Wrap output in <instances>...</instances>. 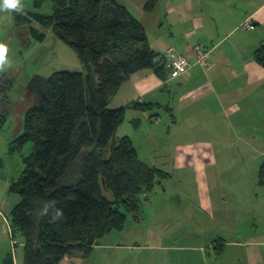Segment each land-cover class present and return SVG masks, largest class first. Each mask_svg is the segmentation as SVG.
<instances>
[{"label": "crops", "instance_id": "1", "mask_svg": "<svg viewBox=\"0 0 264 264\" xmlns=\"http://www.w3.org/2000/svg\"><path fill=\"white\" fill-rule=\"evenodd\" d=\"M119 3L141 24L154 52L163 54L173 48L189 62H193L194 46L208 52L207 65H194L175 77L168 73L164 81L151 70L135 72L107 104L115 110L137 101L163 111L162 137L187 138L172 153L171 168L185 171L195 163L197 199L195 207L182 200L174 204L164 186L172 180L171 168L152 166L166 177L140 218L133 219L147 222L146 230L128 241L124 230L111 231L94 245L91 255L98 258L96 264H122L128 258L127 264H264V190L260 192L256 184L258 168L264 163V69L254 59L255 51L264 45V0H160L149 14L143 9L145 0ZM13 12H0L4 41L14 24ZM246 20L251 24L249 30L241 27ZM71 62L75 68L71 72H83L77 56ZM152 112L128 110L116 138L132 140L138 138V131L152 138L153 124L161 121L158 115L149 120ZM142 116L146 124H137ZM198 138H246L249 169H243L236 179L226 178L223 189L217 168L202 162L214 161V154L199 145L195 154L186 151L188 145L206 142ZM230 188L242 192L238 201L223 195ZM2 208L0 201V214ZM21 244L22 251L15 249L12 264H23ZM10 255L9 236L0 215V264H7ZM84 263L81 254L73 251L59 264Z\"/></svg>", "mask_w": 264, "mask_h": 264}, {"label": "trees", "instance_id": "2", "mask_svg": "<svg viewBox=\"0 0 264 264\" xmlns=\"http://www.w3.org/2000/svg\"><path fill=\"white\" fill-rule=\"evenodd\" d=\"M44 1L53 4L51 15L15 11L13 23L31 31L33 21L50 28L73 49L83 72L35 75L27 85L40 103L25 113L16 139V149L29 143L31 153L9 187L18 201L8 217L13 235L22 238L23 264H59L73 251L88 258L106 234L122 231L128 217L140 215L141 196L166 177L139 158L130 138H116L128 110L151 113L153 105L107 107L137 71L151 70L164 81V55L149 47L143 27L119 0H32L33 7ZM159 1L145 0L144 12L152 13ZM254 59L264 69V45ZM12 89L13 79L0 69V123L8 117ZM256 184L264 187V163ZM6 262L12 264L11 255Z\"/></svg>", "mask_w": 264, "mask_h": 264}, {"label": "rangeland", "instance_id": "3", "mask_svg": "<svg viewBox=\"0 0 264 264\" xmlns=\"http://www.w3.org/2000/svg\"><path fill=\"white\" fill-rule=\"evenodd\" d=\"M24 11L36 12L42 15H51L53 4L50 1H44L37 9L33 7L32 0H21ZM12 11V10H9ZM5 12V11H0ZM8 12V11H7ZM32 27L34 31L26 26L12 25V29L6 32V40H3V32L0 29V42L7 45V51L5 55L6 63L2 69L7 75L13 79V89L9 94V114L3 123H0V201H3L2 215L9 220V213L13 205L18 201L15 194L9 192V187L12 182L16 181L23 169V159L27 158L31 153V145L26 143L20 150L16 149V139L22 133V125L25 113L32 107L37 106L40 103V96L27 89V85L31 78L35 75L41 77H49L56 71H70L75 69L72 67L71 58H76L75 52L69 46L65 45L53 34L50 28H45L39 23L33 21ZM42 33L44 38L41 40L37 37V34ZM10 41V43L8 42ZM156 114L160 117L159 124H153L152 126V138H145L147 133L142 131L137 132L138 138H132V143L137 151L139 158L147 163L149 166L162 167L163 164L166 171L171 168L173 156L172 153L179 150V145L185 144L187 138H164L163 136V119L165 114L159 109H155L151 115ZM141 116V115H140ZM146 124V119L142 116L137 120V124ZM156 128V129H155ZM243 129V128H237ZM146 132H149L148 130ZM190 141L197 138H188ZM202 144H192L187 146L186 151H193L194 154L203 146L204 150L214 154V161L202 160L207 167H211L213 164L222 177L221 187L224 189L225 179L234 178L242 175L243 169H249L250 162L248 160L249 140L246 138H198V140H204ZM212 139V140H211ZM251 139V138H248ZM198 140L196 142H198ZM204 143V144H203ZM251 145V144H250ZM175 147H178L175 149ZM182 150V149H181ZM200 151V150H199ZM225 152L228 155H225ZM240 153L241 155H239ZM177 155V154H176ZM242 155H244L242 157ZM188 161H191L189 159ZM192 162V161H191ZM193 163V162H192ZM246 163V164H245ZM194 165L186 167L185 171L173 170L171 168L170 176L172 180L164 186L166 188V197L171 199L174 204L176 201H186L189 206L195 207L197 192L195 182ZM182 172V173H181ZM228 179V180H229ZM231 182V180H230ZM227 186V185H226ZM160 186H155L153 191L148 194V197L141 196L140 207L144 210V205L150 198H154L161 190ZM236 188V185H233ZM260 192L264 190L261 187ZM223 194L224 191L216 192ZM213 193H215L213 191ZM242 192L238 190H232L230 188L225 191L223 195L227 200L238 201ZM259 194V192H258ZM103 196L111 201L112 195L107 192H103ZM9 209V213H8ZM141 214V212H140ZM141 215H139L140 218ZM3 221V220H2ZM148 223L142 224L141 221H135L133 218L128 217L124 232L128 239L132 240L131 236H136L138 233L142 234L146 230ZM115 232V231H112ZM136 232V233H134ZM19 245L14 248L17 252L22 251V238H17ZM98 258L94 255H90L85 259L84 264H96ZM129 258L122 264H127Z\"/></svg>", "mask_w": 264, "mask_h": 264}, {"label": "built area", "instance_id": "4", "mask_svg": "<svg viewBox=\"0 0 264 264\" xmlns=\"http://www.w3.org/2000/svg\"><path fill=\"white\" fill-rule=\"evenodd\" d=\"M241 27L245 30L251 29V24L246 20ZM193 62H189L184 56L177 54L173 48H167L163 55L166 61V67L170 76L175 77L183 74L194 65L205 66L208 62V52L201 46H194L192 49ZM145 197V194L143 195ZM2 220L9 236L11 256H14V248L19 245L17 238L13 235L9 220L2 215Z\"/></svg>", "mask_w": 264, "mask_h": 264}, {"label": "clouds", "instance_id": "5", "mask_svg": "<svg viewBox=\"0 0 264 264\" xmlns=\"http://www.w3.org/2000/svg\"><path fill=\"white\" fill-rule=\"evenodd\" d=\"M15 10L23 14V4L21 0H0V11H9ZM7 51V45L3 42H0V68L6 63L5 55Z\"/></svg>", "mask_w": 264, "mask_h": 264}]
</instances>
